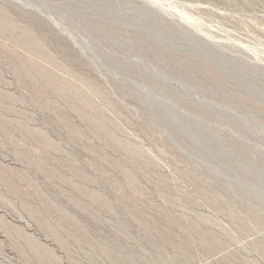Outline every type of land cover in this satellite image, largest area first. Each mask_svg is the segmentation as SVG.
I'll use <instances>...</instances> for the list:
<instances>
[{"label":"rangeland","instance_id":"obj_1","mask_svg":"<svg viewBox=\"0 0 264 264\" xmlns=\"http://www.w3.org/2000/svg\"><path fill=\"white\" fill-rule=\"evenodd\" d=\"M0 264H264V0H0Z\"/></svg>","mask_w":264,"mask_h":264}]
</instances>
